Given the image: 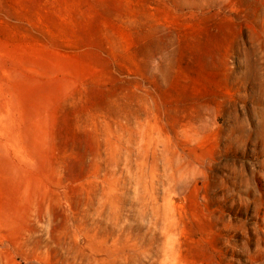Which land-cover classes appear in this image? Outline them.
<instances>
[{
  "label": "rangeland",
  "instance_id": "obj_1",
  "mask_svg": "<svg viewBox=\"0 0 264 264\" xmlns=\"http://www.w3.org/2000/svg\"><path fill=\"white\" fill-rule=\"evenodd\" d=\"M0 264H264V0H0Z\"/></svg>",
  "mask_w": 264,
  "mask_h": 264
}]
</instances>
